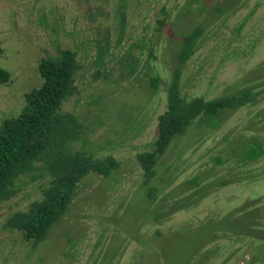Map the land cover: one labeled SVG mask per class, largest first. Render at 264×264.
<instances>
[{"label":"rangeland","instance_id":"rangeland-1","mask_svg":"<svg viewBox=\"0 0 264 264\" xmlns=\"http://www.w3.org/2000/svg\"><path fill=\"white\" fill-rule=\"evenodd\" d=\"M189 1L0 0V65L11 73L0 83V122L41 85V59L58 46L73 49L78 93L65 108L82 123L74 146L120 163L110 177L85 176L36 246L4 226L41 195L45 181L22 177L18 193L0 201V264H172L177 253L180 264H264V228L252 230L264 224V155L239 159L249 140L264 146V94L222 114L216 128L194 124L175 139L159 161L154 199L145 195L136 155L158 134L175 68L188 97L264 88V0ZM162 10L168 24L156 33ZM197 25L204 33L196 52L180 64L181 37ZM247 230L255 237L244 239Z\"/></svg>","mask_w":264,"mask_h":264},{"label":"trees","instance_id":"trees-1","mask_svg":"<svg viewBox=\"0 0 264 264\" xmlns=\"http://www.w3.org/2000/svg\"><path fill=\"white\" fill-rule=\"evenodd\" d=\"M181 14L182 17L186 15L182 11ZM168 19L169 12L162 10L154 32L164 31ZM203 33V25H197L182 35L177 54L180 64L194 55ZM79 69L77 51L58 46L54 54H48L40 61L41 85L25 94V103L17 114L0 122V201L9 200L18 193L19 180L24 176L32 181H45L40 197L25 209L10 214L4 223L7 229L21 231L34 246L44 241L66 214L85 176L93 172L110 177L120 165L112 155L96 156L80 149L81 146H74L81 138L82 123L75 113L65 108V104L78 93ZM10 78V71L0 65V83H6ZM181 78V68L177 67L166 87V109L158 116V134L151 148L136 155L143 172V185L147 187L145 195L149 200H153L156 194L152 181L157 176L159 161L175 139L183 137L194 124L216 128L222 114L255 104L264 94V88L244 85L215 97H188L181 90ZM149 80L150 85L157 89L162 78L155 74L150 75ZM263 155L264 146L258 138L248 141V148L242 151L239 159L247 165L257 162ZM220 161L218 157L217 163ZM261 228L264 224L252 230ZM246 232L243 233L244 239L255 237L252 231ZM211 251L216 252L211 249L207 252ZM163 261L161 258L160 263L167 264ZM172 264H180L179 253Z\"/></svg>","mask_w":264,"mask_h":264}]
</instances>
